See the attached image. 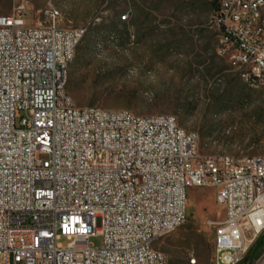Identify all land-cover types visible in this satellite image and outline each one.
Here are the masks:
<instances>
[{
    "label": "built area",
    "instance_id": "2783aa9c",
    "mask_svg": "<svg viewBox=\"0 0 264 264\" xmlns=\"http://www.w3.org/2000/svg\"><path fill=\"white\" fill-rule=\"evenodd\" d=\"M204 1L217 55L242 82H264V0ZM31 4L0 15V264H167L154 243L185 221L189 187L224 208L214 263L240 264L264 234V155H202L172 115L69 103L65 61L84 30L53 26L48 10L37 22ZM251 264H264V246Z\"/></svg>",
    "mask_w": 264,
    "mask_h": 264
},
{
    "label": "rangeland",
    "instance_id": "374dc122",
    "mask_svg": "<svg viewBox=\"0 0 264 264\" xmlns=\"http://www.w3.org/2000/svg\"><path fill=\"white\" fill-rule=\"evenodd\" d=\"M13 5L0 0V15ZM44 7L60 10L61 28L84 30L66 83L77 107L172 115L196 136L202 155L264 154V90L246 86L217 55L206 1L32 0L33 19ZM139 10L149 14L153 31L139 24ZM126 12L129 19L121 22ZM224 218L213 190L189 187L185 221L154 248L167 264H190V258L215 264L214 237ZM89 244L100 247L102 237H90Z\"/></svg>",
    "mask_w": 264,
    "mask_h": 264
},
{
    "label": "bare ground",
    "instance_id": "6f19581e",
    "mask_svg": "<svg viewBox=\"0 0 264 264\" xmlns=\"http://www.w3.org/2000/svg\"><path fill=\"white\" fill-rule=\"evenodd\" d=\"M47 10L56 13V16H58V18H53V26H59V22L61 20V12L59 9L53 8V7H44L39 12L37 22H45L46 21ZM261 16L264 17V7H261ZM128 19H129V17H122V15L119 16V20L121 22L127 21ZM59 28H61V27L59 26ZM81 38H82V36L77 37V39L75 41V48L78 45V43L80 42ZM223 54L224 55H231L232 54V45L231 44H223ZM73 58L74 57H66V61H65L66 76L68 75L69 64L72 62ZM243 83L246 84V86H248L252 90L253 89H255V91L256 90H264V82H254L253 83L251 81H243ZM66 98L69 101V103H74L72 98L68 95L67 92H66ZM89 109H91L93 112H97V113H106V115H116V114H127V113H129V110H105V109H100V108H95V107H89ZM131 115H132V117L136 118V120H147V118H148V115H146V116L137 115L133 112H131ZM172 122H173V124H177V121H176L175 117H173V116H172ZM179 128H180L181 132H186L180 126H179ZM262 155H264V154H262ZM213 157L229 158L230 161H232V162H240V157L234 158V157H231L229 155H221V156H213ZM251 161H252V156H243V162H251ZM173 231L174 230H172V232ZM189 263L195 264V259L190 258Z\"/></svg>",
    "mask_w": 264,
    "mask_h": 264
},
{
    "label": "trees",
    "instance_id": "16d2710c",
    "mask_svg": "<svg viewBox=\"0 0 264 264\" xmlns=\"http://www.w3.org/2000/svg\"><path fill=\"white\" fill-rule=\"evenodd\" d=\"M208 8L212 10V12L215 9V4L214 3H208L206 2ZM149 14L143 10H139L138 15H137V20L139 21L140 25H143L146 23L145 28L148 29V31H153L155 28L151 26L152 20L149 19L147 16ZM141 17L143 19H141ZM141 19V20H140ZM264 246V234L259 236L258 239L254 242V244L250 247L248 250L247 254L243 258L242 262L240 264H251V262L258 256L260 253L261 249Z\"/></svg>",
    "mask_w": 264,
    "mask_h": 264
}]
</instances>
